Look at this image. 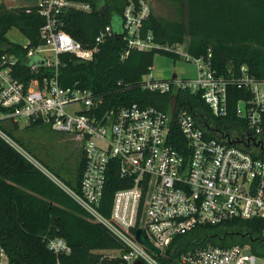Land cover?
I'll return each instance as SVG.
<instances>
[{"label": "built area", "instance_id": "obj_1", "mask_svg": "<svg viewBox=\"0 0 264 264\" xmlns=\"http://www.w3.org/2000/svg\"><path fill=\"white\" fill-rule=\"evenodd\" d=\"M24 7H32L44 24L39 30L40 45L29 46L26 39L22 61L31 72L47 67H52L53 72L21 81L16 77L19 55L0 46V125L18 124L20 120L27 125L37 123L56 133L72 135L80 144L83 170L79 191L61 188L90 220L107 228L121 245L97 251V264L116 260L118 264H163L161 259L175 238L199 227L229 221L256 219L262 224L264 236V158L253 156L251 151L256 150L245 145L264 143V80L256 79L245 66L237 73H219L209 52L198 58L188 53L187 40L172 45L156 43L150 30L146 34L142 31L150 7L142 0L137 4L129 0L121 17L119 35L126 45L122 58L131 50L167 52L173 59H182L194 67L193 77L180 78L173 72L175 78H157L151 66L141 79V88L164 95L179 91L198 95L215 118L228 113V88L243 89L248 97L237 100L235 112L248 131L243 136L230 137L217 129L216 136L209 137L192 114L180 106L175 113L137 104L105 108L103 98L88 88L77 83L62 87L57 67L62 54L92 60L99 45L114 35L111 27L99 31L92 48H84L64 30L63 20L72 10L90 13L88 3L33 0ZM45 48L53 58L44 55ZM0 138L46 173L1 128ZM234 139L242 143L229 144ZM112 172L117 177L116 186L109 214H105L104 197ZM138 229L158 254L137 240ZM46 247L54 254L55 264H60V256L71 252L61 237L50 238ZM0 264H16L3 248ZM169 264H264V257L253 254L248 245L207 244L182 252Z\"/></svg>", "mask_w": 264, "mask_h": 264}, {"label": "trees", "instance_id": "obj_2", "mask_svg": "<svg viewBox=\"0 0 264 264\" xmlns=\"http://www.w3.org/2000/svg\"><path fill=\"white\" fill-rule=\"evenodd\" d=\"M6 1L9 0H0V46L19 55L21 60L16 77L27 82L31 77L50 76L52 67L31 72L22 61L26 51L5 37L15 27L29 40V46H38L43 18L32 7L7 8ZM75 1L88 3L92 9L90 13L72 10L64 15V30L75 41L84 48H92L95 36L107 26L111 27L114 35L99 45L90 61L78 60L70 54L59 55L57 77L62 87L77 83L88 88L103 98L105 108L151 105L170 113H175L179 106L186 108L209 137H215L217 129L230 137L247 133L244 121L235 112L237 100L248 97L243 89L228 88V113L225 117L215 118L198 95L187 91L164 95L141 88V79L153 65L155 55L173 57L167 52L131 50L122 58L126 45L119 35L121 28H117L114 20L122 19L129 0H121L120 4L117 0ZM131 1L137 4L139 0ZM170 1L179 5L182 0ZM185 6L186 27L178 20H162L150 9L142 22L143 33L150 30L153 41L160 45L187 40L188 53L198 58L209 52L213 67L219 73L227 74L228 70L237 73L241 66H245L256 79L264 80V0H185ZM30 125L40 126L37 123ZM16 126L12 125L13 128ZM251 154L264 158L256 151H251ZM82 170L83 161L79 163L75 182L69 185L75 192L79 191ZM109 177L105 209L102 210L105 214H109L117 178L113 172ZM55 237L63 238L71 248L68 256H60V264H97L100 260L97 251L121 247L107 228L90 220L61 187L0 138V248L16 264H55L54 254L46 247V242ZM207 244L219 247L248 245L253 254L264 257L262 224L253 219L199 227L175 238L161 261L169 264L176 261L182 252ZM110 264H118V261Z\"/></svg>", "mask_w": 264, "mask_h": 264}, {"label": "rangeland", "instance_id": "obj_3", "mask_svg": "<svg viewBox=\"0 0 264 264\" xmlns=\"http://www.w3.org/2000/svg\"><path fill=\"white\" fill-rule=\"evenodd\" d=\"M107 2L111 0H105ZM121 0H117L120 4ZM159 18L181 21L186 27L185 0L176 5L170 0H142ZM27 1L9 0L5 2L7 8L24 7ZM120 18L114 20L117 28H121ZM9 42L26 46L27 40L21 32L12 27L5 35ZM45 48L44 55L53 58V55ZM152 73L157 78L171 77L175 72L181 77H193L194 67L184 60H174L167 56L155 55ZM49 69H52L51 67ZM10 139L14 140L26 153L32 157L39 167L43 169L47 177H51L59 187H69L76 180V172L81 162L82 155L80 144L69 134H59L43 126H29L24 120H20L15 128L9 123L0 125ZM20 139L18 142L17 140ZM40 170V169H39Z\"/></svg>", "mask_w": 264, "mask_h": 264}, {"label": "water", "instance_id": "obj_4", "mask_svg": "<svg viewBox=\"0 0 264 264\" xmlns=\"http://www.w3.org/2000/svg\"><path fill=\"white\" fill-rule=\"evenodd\" d=\"M39 63H40V64H44L45 61H43V60H39ZM172 77L175 78V77H176V74L172 73ZM247 141L249 142L250 139H247ZM228 142H229V144H234V143L239 144V143H242L241 140H235V139H234V141L229 140ZM254 145L257 146V147H259L261 150L263 149V146L260 145V143H258V142H255ZM136 238H137V240H138L141 244H144V245H145L147 248H149L151 251L153 250L156 254H158V250L155 249V248H154L153 246H151L150 244H148V241H147V239H146V237H145V235H144V232H143L141 229H138V230H137ZM135 264H141V262H140V261H136Z\"/></svg>", "mask_w": 264, "mask_h": 264}, {"label": "flooded vegetation", "instance_id": "obj_5", "mask_svg": "<svg viewBox=\"0 0 264 264\" xmlns=\"http://www.w3.org/2000/svg\"><path fill=\"white\" fill-rule=\"evenodd\" d=\"M245 145H246V147H247L249 150H251V149H252V150H256V151H258L259 153H261V154L264 155V143H263V149H262V150L256 148L252 143H251V144L246 143Z\"/></svg>", "mask_w": 264, "mask_h": 264}]
</instances>
